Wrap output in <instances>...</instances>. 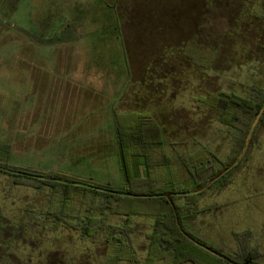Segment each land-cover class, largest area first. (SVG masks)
I'll return each instance as SVG.
<instances>
[{"label": "rangeland", "instance_id": "obj_1", "mask_svg": "<svg viewBox=\"0 0 264 264\" xmlns=\"http://www.w3.org/2000/svg\"><path fill=\"white\" fill-rule=\"evenodd\" d=\"M204 1L168 0L166 15L160 13L157 4H150L153 15L146 23L147 44L139 29L134 44L128 43L127 51L118 47L108 52L105 47L106 55L102 56L110 63L100 76L108 78L111 85L103 87L97 96L107 97L115 91L111 117L106 119L104 115L96 117L104 110L101 103L97 102V112L91 108L88 111L86 108L90 105L86 103L89 102L79 100L77 107L67 93L69 76L64 68L69 61L68 49L63 46L59 53L57 45L51 44L54 36L58 38L63 32L66 35L72 28L65 21L67 10L54 15L52 21L42 26L38 21V0H0V166L19 173L59 175L68 182L79 181L102 188L123 187L112 125L118 121L125 130L130 126L133 119L125 117L128 111L118 104L131 88L143 87L140 74L144 65H150L145 59L150 61L156 53H167L168 49L172 51L178 46L183 59L191 54L194 61H199L193 68L203 70L214 54L217 71L209 72L207 82L201 83L206 92L216 88L229 91L233 86L237 90L240 83L255 80L259 69L264 71V19L253 18L255 12L264 14V0H214L208 9L203 8ZM108 6L110 12L116 11L113 3ZM135 18L140 24L144 20L139 12ZM115 19L112 27H119ZM186 33L192 39L197 36L198 45L192 41L181 42ZM178 41L181 43L173 46ZM131 68L133 80L124 74L125 69L127 72ZM191 68L184 64L178 67L182 80L177 95L173 92L171 99L176 97L163 111L166 116L171 113V106L175 108L176 117L183 113L179 107L187 108L189 81L194 80L189 74ZM168 88L166 85V90ZM104 91L109 93L104 94ZM165 99L167 102L169 96ZM40 104L45 115L40 118L42 124L36 125L33 115ZM74 108L79 110V116L75 115ZM162 109L155 105L154 111H142V115L150 117H141L140 121L144 125L155 124L152 118ZM88 113L94 117L85 119ZM134 114V121L138 122L141 114ZM206 121L193 128L192 133L196 132V140L209 145L219 159L225 160L230 136L225 127L215 126L214 119ZM190 132H183L184 137L177 139L183 144L175 147L179 154L183 151L188 152L186 156L191 154L192 145L187 144L188 141L185 144L192 137ZM169 151L168 148L170 156ZM248 157L241 168L229 176L225 188L201 199L198 209L211 210L199 214L197 233L210 246L215 245L233 256L237 251L233 232L250 231V244L259 247L258 262L264 264V126L257 130ZM151 160L156 164L162 159L153 155ZM180 164L173 161L171 167L178 178L183 179L185 172ZM155 171L161 173L164 168L157 165ZM17 179L22 180L17 183ZM36 181L20 178L19 174H0V246H9L8 254H15L14 260L17 256L44 262L49 258L51 263L60 264L64 258L72 256L81 260L78 264H106L107 257L114 256L113 250L104 245L107 229L110 225H123V219L106 214L105 209L98 210L102 200L93 201L88 191L70 189L71 197L66 200L58 191L51 195V188L47 186L39 189ZM162 186L163 183L159 184ZM133 190L139 192V187L136 185ZM88 219H93L91 224L83 226H93L97 233L83 236L81 227ZM131 219L132 249L142 259L147 255L145 235L150 230V222L140 217ZM30 222L34 229L28 228ZM121 252L119 264H129L127 250L123 248ZM84 254L91 262H82ZM107 264L112 261L108 259Z\"/></svg>", "mask_w": 264, "mask_h": 264}, {"label": "trees", "instance_id": "obj_2", "mask_svg": "<svg viewBox=\"0 0 264 264\" xmlns=\"http://www.w3.org/2000/svg\"><path fill=\"white\" fill-rule=\"evenodd\" d=\"M213 2L214 0H208V2L205 0L203 8L208 9ZM194 11L192 12L194 13ZM202 18L204 19L203 16ZM253 18L264 19V14L258 15L255 12ZM189 35V33H186L184 41H180L185 43L192 41L193 44L198 45L197 36L192 39ZM180 41L173 46L179 45ZM168 50L167 53L158 52L150 60V65L143 68L139 79L143 80V87H133L123 95V97L128 96L130 98V110L125 117L133 119L126 130L119 125L118 121L114 126L118 164L124 178L123 187L119 189L102 188L79 181L68 182L59 175L49 174L44 176L27 172L19 173L1 166L0 174H19L20 178L27 177L32 180L34 178L37 180L39 189L47 186L51 188V195L58 191L64 195L66 200L69 196L71 197L70 189L73 188L90 192L93 201L102 200L98 210L103 211L105 209L106 214L112 213L121 217L124 221L121 226L110 225L107 229L104 245L106 248L109 247L113 250L114 256L109 255L105 260L106 264L108 259L112 261V264H119L118 260L122 258L121 250L123 248L127 250L129 255V264H155L156 261H162V264H229L196 246L182 235L175 223L174 214L167 199L163 195L153 196L154 194L165 193H171L180 227L192 238L225 255L236 264H261L258 262L261 256L259 247L250 244V231L246 230L243 234L233 232L237 251L231 256L222 252L215 245L210 246L207 244V241L198 235L197 230L199 214H206L211 210V208L199 210V202L210 192L225 188L229 183V176L248 160L255 142L256 132L264 126V110L251 134L246 153L237 165L202 192L192 194L190 191L203 187L207 181L229 166L241 153L249 129L264 104V71L259 69V75L255 80L253 78L249 79L251 81L249 84L240 83L238 88L236 87L237 90L233 86L229 91L216 88L206 92L202 85L207 82L206 78L209 77V72L214 73V71H217L214 67V54L210 61L205 64V68L198 70L193 67L197 66L199 61H194L191 54H187L186 58L183 59L182 50L178 46L172 51ZM182 64L190 65L193 68H191L189 74L194 76L195 82L194 80L193 82L189 81V104L185 109L179 107V109H183V113L179 114V117L174 115L176 111L172 106L171 113L166 116L163 111L168 102L176 97L171 99L173 92L177 95L181 84L180 73L182 72L178 70V67ZM127 77L132 80L135 78L132 70L128 71ZM166 85L169 86L167 90ZM166 96H169L167 102ZM155 105L160 106V108L163 107L159 111L160 113L158 112V116L152 118L155 124L144 125L140 118L150 117V115H142L141 112L154 111ZM134 112L141 114L138 122L134 121ZM208 118L215 120L214 122L217 124L215 126L222 125L225 127L227 135L230 136L229 153L225 160L219 159L212 152L209 145L196 140V132L192 133L193 128L203 125L205 119L208 122ZM183 132L192 133L190 141H185V144L188 141L187 144L192 145L193 148L188 156H186L188 152L183 151L182 154H179L175 148L176 145L182 144L177 142L179 141L177 139L184 137ZM184 146L183 148L186 149ZM168 148L171 153L170 156L167 153ZM153 155H159L162 160L155 164L151 160ZM183 157L184 159H182ZM173 161L181 162L180 167L185 172L183 179H179L177 172L172 170ZM157 165L163 167L164 171L161 173L156 172ZM21 180L17 179L15 182L20 183ZM161 183H163V186L159 187ZM136 185L137 188L139 187V192L133 190ZM127 193L148 196L136 198L127 195ZM83 195L85 194L83 193ZM132 217H140L150 222V230L145 235L147 237V255L142 259H139L132 249V240L129 234ZM91 220L88 219V222L82 224L83 236L97 233L92 228L93 226H83L91 224ZM8 251L9 246H0V264H26V262H22L25 261L21 260L22 257L17 256L14 260L15 254H8ZM81 256L83 257L82 262H91L86 254ZM78 261L81 262L80 259L75 260L72 256H68L60 261V264H78ZM35 264L53 263L48 258L45 259V262L38 261Z\"/></svg>", "mask_w": 264, "mask_h": 264}, {"label": "crops", "instance_id": "obj_3", "mask_svg": "<svg viewBox=\"0 0 264 264\" xmlns=\"http://www.w3.org/2000/svg\"><path fill=\"white\" fill-rule=\"evenodd\" d=\"M111 3L116 6V11H113V13L109 11L108 5ZM167 3L168 0H38V21L42 26L52 21L51 19L54 15H60L67 10L68 19L65 21L68 25H72V28L66 31V35H63L65 34L63 32L58 38L54 36V40L50 43L57 45L59 53L63 46L68 49L66 53L69 55V61L66 62L67 67L64 68L69 76L67 93L76 101L75 105L77 107L79 100L86 101L89 102L86 105L89 104L90 107L86 108L85 105V108L88 111L91 108L94 112H97L99 110L98 106L96 107L98 102L101 103L100 106H103L104 110L100 116L97 114L96 117L100 118L103 115L106 119L111 117V100L115 91L113 90L111 94L106 95L107 97L97 96V92H102L103 87L111 85L109 83L111 81L108 78L100 76L102 70H105L110 63L102 56L106 55L105 47L108 52L116 50L118 47L125 48L127 51V47H130L128 43L130 45L134 44L135 36L139 29L142 30L144 35L143 42L147 44L149 41L145 38L146 23L153 15V10L150 7L157 4L160 13L166 15ZM137 12L145 20L141 24L135 18ZM115 18L118 20L119 25H117L119 27H116V25L112 27L113 22L116 20ZM144 62L149 63L150 61L145 59ZM147 66L144 65V68ZM91 70L101 72H91ZM131 70L133 71V68ZM128 71L126 72L125 69V77H127ZM108 93L109 91H104V94ZM104 98L105 101H103ZM129 101L130 98L128 96L122 97L118 107L129 111ZM91 106H94V108ZM42 107V104H40L33 115L36 125L42 124L40 118L45 115ZM95 107L97 110H95ZM74 111L75 115L79 116V110L74 108ZM93 117L92 114L88 113L85 119ZM112 126L115 138V127L114 125Z\"/></svg>", "mask_w": 264, "mask_h": 264}, {"label": "water", "instance_id": "obj_4", "mask_svg": "<svg viewBox=\"0 0 264 264\" xmlns=\"http://www.w3.org/2000/svg\"><path fill=\"white\" fill-rule=\"evenodd\" d=\"M263 110H264V104L262 105L261 109L259 110L257 116L255 117V119H254V121H253V123H252V125H251V127L249 129V132H248V134L246 136V140L244 142V146H243V148L241 150V153L238 155V157L229 166H227L226 168H224L219 174H217L216 176L212 177L209 181H207L206 184L203 187L198 188L196 190L190 191L192 194H197V193L202 192L204 189H206L208 186H210L212 183H214L216 180H218L220 177H222L223 175H225L228 171H230L232 168H234L237 165V163L242 159V157L246 153V150H247L248 145H249V141L251 139V134H252V132H253V130H254L257 122H258V119L261 116ZM127 195L132 196V197H136V198H145V197L148 196V195H145V194H129V193H127ZM162 195L167 199V201H168V203H169V205H170V207H171V209L173 211L174 218H175V223H176L177 227L179 228V231L182 233V235L186 239H188L190 242H192L196 246H198V247L204 249L205 251L209 252L210 254H212V255H214V256H216V257L224 260L225 262H227L229 264H236L235 262H233L231 259H229L225 255H223V254H221V253H219V252L211 249L210 247H208L205 244L200 243L199 241H197L194 238H192L189 234H187L180 227L179 220H178L177 210H176L175 205H174V203H173V201L171 199V193L154 194L153 196L159 197V196H162Z\"/></svg>", "mask_w": 264, "mask_h": 264}, {"label": "flooded vegetation", "instance_id": "obj_5", "mask_svg": "<svg viewBox=\"0 0 264 264\" xmlns=\"http://www.w3.org/2000/svg\"><path fill=\"white\" fill-rule=\"evenodd\" d=\"M33 222H34V221H33ZM31 223H32V222L29 223V227H28V228L34 229L35 227L32 226V225H30ZM21 260H25V261H22V262H26V264H27V263L30 264L29 261L31 262V264H32V263L35 264L36 261H37V260L34 261L31 257L28 258V259L26 258V259H21ZM37 262H38V261H37Z\"/></svg>", "mask_w": 264, "mask_h": 264}]
</instances>
